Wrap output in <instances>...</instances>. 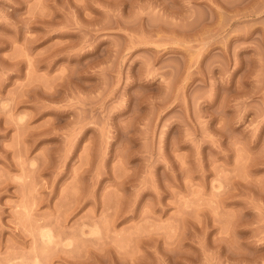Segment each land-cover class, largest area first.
Masks as SVG:
<instances>
[{"label":"rangeland","instance_id":"1","mask_svg":"<svg viewBox=\"0 0 264 264\" xmlns=\"http://www.w3.org/2000/svg\"><path fill=\"white\" fill-rule=\"evenodd\" d=\"M0 264H264V0H0Z\"/></svg>","mask_w":264,"mask_h":264}]
</instances>
